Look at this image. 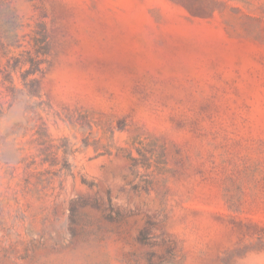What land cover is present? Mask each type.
Here are the masks:
<instances>
[{"label":"rangeland","instance_id":"374dc122","mask_svg":"<svg viewBox=\"0 0 264 264\" xmlns=\"http://www.w3.org/2000/svg\"><path fill=\"white\" fill-rule=\"evenodd\" d=\"M8 5L26 32L46 22L53 49L31 75L41 96L17 70L13 98L0 47V173L36 153L37 112L77 150L42 197L2 203L0 175V264H264V0ZM84 115L91 127L70 120ZM138 134L167 143L170 172L133 173L117 149Z\"/></svg>","mask_w":264,"mask_h":264},{"label":"trees","instance_id":"16d2710c","mask_svg":"<svg viewBox=\"0 0 264 264\" xmlns=\"http://www.w3.org/2000/svg\"><path fill=\"white\" fill-rule=\"evenodd\" d=\"M28 25L31 30L26 32L21 17L10 5L3 9L0 8V47L4 55L8 57L10 68L9 71L6 69L1 83L6 87L8 95L13 98H16L18 91L13 77V71L17 70L21 71L25 85L24 92L31 97L41 96L39 88L37 89L39 79L37 77L31 78V75L43 71L42 64L49 61L53 49L52 35L46 22L39 21L34 27L31 24ZM7 83L9 85H6ZM38 105L40 104L37 103ZM6 110L4 103L0 102V119ZM37 116V122L33 126L34 132L30 140V144L36 148V153L24 155L17 160V164L23 165L21 172H17L20 166H13L5 168L4 174L1 175L0 173L2 178H7L6 190L1 193L2 203H9L11 199L19 203L20 193L26 195L33 192L42 197L45 190L53 184L56 178L74 174V165L70 157L77 148H74L67 137L55 138L49 132L43 116L39 112H37ZM70 120L92 126L89 115L76 119L71 116ZM22 127L20 128L19 123H16L13 133L17 136H26L27 130L22 132ZM84 144L86 147L92 145L99 155L112 154V143L91 142L89 137H86L84 138ZM134 149H136L138 155L134 154ZM167 150V143L152 134L135 135L130 146L118 147L117 149L118 153H121L130 161V168L136 175L139 174V167H144L146 170L155 167L154 171L159 174L170 172ZM17 178L18 180H16ZM152 182L151 179L142 178L141 182L134 184V187L149 191ZM90 185L92 184L90 183Z\"/></svg>","mask_w":264,"mask_h":264}]
</instances>
